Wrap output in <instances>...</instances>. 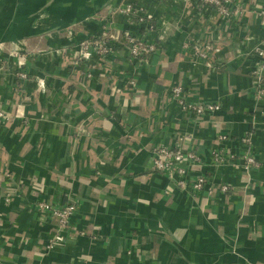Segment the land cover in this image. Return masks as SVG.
I'll list each match as a JSON object with an SVG mask.
<instances>
[{
	"label": "crops",
	"instance_id": "obj_1",
	"mask_svg": "<svg viewBox=\"0 0 264 264\" xmlns=\"http://www.w3.org/2000/svg\"><path fill=\"white\" fill-rule=\"evenodd\" d=\"M106 1L0 0V264H264V99L254 98L253 73L264 0H236L234 18L200 0H111L152 16V30L123 15L109 24L156 50L138 62L115 44L105 61L74 64L77 42L101 32ZM189 40L218 51L198 59ZM12 43L31 53L26 79L14 72ZM175 85L186 102L219 109L183 110ZM159 145L197 152L185 177L204 175L201 190L165 193L171 184L153 166ZM214 149L246 152L258 170L242 179L214 163ZM41 200L78 206L64 244L49 251L55 222L36 209Z\"/></svg>",
	"mask_w": 264,
	"mask_h": 264
},
{
	"label": "built area",
	"instance_id": "obj_2",
	"mask_svg": "<svg viewBox=\"0 0 264 264\" xmlns=\"http://www.w3.org/2000/svg\"><path fill=\"white\" fill-rule=\"evenodd\" d=\"M201 6L209 7L214 12L225 18L238 17L243 12L241 4L236 0H200ZM258 15L264 18V9L257 11ZM123 15L128 17L130 23L146 24L147 28L152 30L154 25L151 22L152 16L148 14L145 9L134 3L119 4L115 6L113 12L109 15ZM106 19L102 25V30L99 34L91 36L90 38L82 39L75 47L74 64L84 62L96 56L99 61H105V58L111 54L114 45L118 44L124 48L131 58L142 62L148 59L149 55L156 50V45L143 35L135 33L129 29L115 31L109 24L110 19ZM67 30V33L73 32L72 28ZM184 49L189 50L198 59L210 61V56L217 53L218 46L213 43H200L196 40H189L184 43ZM62 52H67V47L59 49ZM9 56L15 58V73L20 79H26L28 72L25 70L26 60L30 57L29 51L23 50L19 44L12 43ZM256 53L262 58L260 65L255 67L253 73L259 79L257 90L254 94L256 100L264 99V49L260 46L255 48ZM88 73L87 76H90ZM183 88L180 85H175L171 88L172 97L177 101L183 110L201 114L203 112H213L219 109L218 104L214 103H188L182 98ZM8 115L0 111V122L6 121ZM220 139H226L225 136L220 135ZM242 141L249 142V136L242 138ZM211 155L216 165L230 164L233 167L241 166L245 169L251 167H259V162L250 154L244 153L239 157L232 155L229 152L221 150H211ZM200 162V157L197 152L192 150H182L178 148L167 147L159 145L153 149V166L154 169L163 174L167 181L171 184V188L167 189L165 193L171 194L174 190L185 191L188 187L193 190H201L205 183V176L202 174L196 175L192 179L185 177L188 173L189 167H193ZM218 189L221 192L229 193L230 185L221 184ZM36 209L40 213H47L55 222L53 229V236L46 244V251L52 250L55 247L61 246L65 242V231L71 230L70 217L77 212L78 206L75 202H68L63 205L53 206L51 203L41 200L36 203ZM83 234V232H81Z\"/></svg>",
	"mask_w": 264,
	"mask_h": 264
},
{
	"label": "water",
	"instance_id": "obj_3",
	"mask_svg": "<svg viewBox=\"0 0 264 264\" xmlns=\"http://www.w3.org/2000/svg\"><path fill=\"white\" fill-rule=\"evenodd\" d=\"M107 3H105V5H108L107 6V12H108V14L105 16V18L102 20V25L105 23V21H106V19H108L109 18V15L113 12V10H114V8H115V6L112 4V1L111 0H107L106 1ZM91 36H94V34H89V35H87V36H85L84 38H82V39H86V38H90ZM81 39V40H82ZM81 40H79L77 43H79ZM236 169H239L240 171H241V173H242V179H245V180H248L247 178H245V177H248V176H252V172H254V171H257L258 170V168L257 167H251V168H248V169H245V168H243V167H241V166H238V167H235Z\"/></svg>",
	"mask_w": 264,
	"mask_h": 264
},
{
	"label": "rangeland",
	"instance_id": "obj_4",
	"mask_svg": "<svg viewBox=\"0 0 264 264\" xmlns=\"http://www.w3.org/2000/svg\"><path fill=\"white\" fill-rule=\"evenodd\" d=\"M70 28H72V30L74 31V29L76 28V26L75 25H72ZM69 29V28H68ZM5 46H6V44H5ZM5 46H4V48H5ZM1 48H3V45L1 46ZM9 52V51H8Z\"/></svg>",
	"mask_w": 264,
	"mask_h": 264
},
{
	"label": "trees",
	"instance_id": "obj_5",
	"mask_svg": "<svg viewBox=\"0 0 264 264\" xmlns=\"http://www.w3.org/2000/svg\"><path fill=\"white\" fill-rule=\"evenodd\" d=\"M151 22H152V24H153V25H155V24H154V23H155V21H154L153 19H151Z\"/></svg>",
	"mask_w": 264,
	"mask_h": 264
}]
</instances>
